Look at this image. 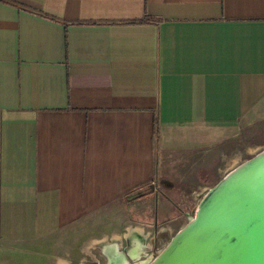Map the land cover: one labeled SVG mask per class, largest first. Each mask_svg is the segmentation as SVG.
Returning <instances> with one entry per match:
<instances>
[{"label":"crops","instance_id":"1","mask_svg":"<svg viewBox=\"0 0 264 264\" xmlns=\"http://www.w3.org/2000/svg\"><path fill=\"white\" fill-rule=\"evenodd\" d=\"M251 133L264 0H0V264L61 234L82 235L75 264H138L174 179L188 201L186 157Z\"/></svg>","mask_w":264,"mask_h":264},{"label":"water","instance_id":"2","mask_svg":"<svg viewBox=\"0 0 264 264\" xmlns=\"http://www.w3.org/2000/svg\"><path fill=\"white\" fill-rule=\"evenodd\" d=\"M138 264H264V148L213 182L167 242Z\"/></svg>","mask_w":264,"mask_h":264},{"label":"rangeland","instance_id":"3","mask_svg":"<svg viewBox=\"0 0 264 264\" xmlns=\"http://www.w3.org/2000/svg\"><path fill=\"white\" fill-rule=\"evenodd\" d=\"M262 134H247V136H243L232 143L216 145L209 151H198L186 157L185 162H187L188 166H192L191 168L194 171L190 172L192 178L188 180L189 183L192 184L190 188L188 187V201L182 199V202L179 200L182 197L181 194L183 189L178 188L179 179H174L172 181L171 191L167 194L171 201L168 218L163 221V225L160 229L155 227V232H153L150 227V223L147 222L146 230L149 231L147 240H150V238L152 239V254L161 248L169 237L188 219L196 200L213 184V182H216L234 165L256 152H254V150L249 152L239 150L240 152H237L232 146H240L242 143L246 142L247 139L249 141L253 140L254 143L262 141V139H264V134ZM177 191L181 195L180 197H178ZM141 196L143 195L133 197L132 200H137ZM81 237L82 235L77 234H61L55 238L42 239L38 241L34 247L37 248V253L43 258L42 264H59L52 263V258L57 255L66 257L65 253L70 254L71 262L69 264H75L80 254L77 244ZM98 258L102 262V258L99 256ZM26 263L28 262L26 261ZM26 263L24 261L21 262V264Z\"/></svg>","mask_w":264,"mask_h":264},{"label":"bare ground","instance_id":"4","mask_svg":"<svg viewBox=\"0 0 264 264\" xmlns=\"http://www.w3.org/2000/svg\"><path fill=\"white\" fill-rule=\"evenodd\" d=\"M137 243V242H136ZM133 244V243H132ZM143 248V247H142ZM137 249V248H136ZM133 251H135V249L133 250ZM138 251V250H137ZM142 252H143V250H142ZM134 257V256H133Z\"/></svg>","mask_w":264,"mask_h":264},{"label":"trees","instance_id":"5","mask_svg":"<svg viewBox=\"0 0 264 264\" xmlns=\"http://www.w3.org/2000/svg\"><path fill=\"white\" fill-rule=\"evenodd\" d=\"M4 1H6V0H4Z\"/></svg>","mask_w":264,"mask_h":264}]
</instances>
